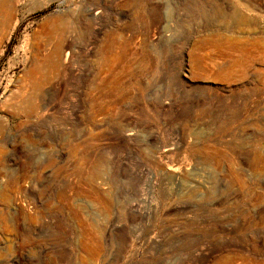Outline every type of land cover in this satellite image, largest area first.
Returning <instances> with one entry per match:
<instances>
[{"label":"rangeland","instance_id":"1","mask_svg":"<svg viewBox=\"0 0 264 264\" xmlns=\"http://www.w3.org/2000/svg\"><path fill=\"white\" fill-rule=\"evenodd\" d=\"M256 1L0 0V264H264Z\"/></svg>","mask_w":264,"mask_h":264},{"label":"bare ground","instance_id":"2","mask_svg":"<svg viewBox=\"0 0 264 264\" xmlns=\"http://www.w3.org/2000/svg\"><path fill=\"white\" fill-rule=\"evenodd\" d=\"M257 6L259 7L260 10L264 9V3H262L260 0L256 1ZM264 11V10H262ZM97 14V13H96ZM95 14V15H96ZM239 18L240 22H242V17L239 15L238 10L234 9L233 12L231 13V17L230 20ZM258 40L256 41L255 44L251 45L252 51L254 53L255 57L260 63H264V27H262V24L258 22ZM216 31V30H215ZM217 33H220L217 32ZM236 34V32L234 31L232 33V35ZM215 35V34H214ZM216 37V36H215ZM213 37V38H215ZM221 36H218L217 40L219 41V44H215V46H220L222 44H226V47H229L230 50L237 52L239 55H241V57L243 56L244 58H246L247 56H249V50L251 48L244 46L242 43H240L237 39L233 38L231 40H225L222 41ZM213 41L216 39H212ZM214 43V42H213ZM212 44V43H211ZM223 46V45H222ZM219 49V48H218ZM65 51V50H64ZM67 52V50H66ZM52 53V52H51ZM66 55L63 56V54L61 53V51L55 50V52L53 54H51V57L48 59L47 62H50L53 66H55L56 68H62V69H66L68 66V62L70 59V52L65 53ZM252 56V55H251ZM125 58V57H124ZM234 58V57H233ZM236 58V57H235ZM123 59V58H122ZM250 59V58H249ZM239 60V59H238ZM42 69V68H41ZM53 72V70H52ZM39 73V72H38ZM68 73V72H67ZM76 74V73H75ZM53 75V74H52ZM47 77V76H46ZM39 80V79H38ZM40 82V81H39ZM47 82V81H46ZM59 84V83H58ZM132 134H128V136H130ZM125 136V134H124ZM260 155V154H259ZM257 161V160H256ZM22 175V174H21ZM23 176V175H22Z\"/></svg>","mask_w":264,"mask_h":264}]
</instances>
